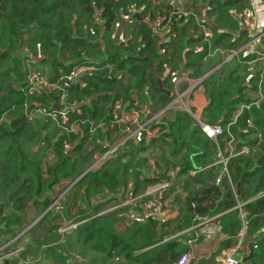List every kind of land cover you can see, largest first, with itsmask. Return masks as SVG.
<instances>
[{
  "label": "trees",
  "instance_id": "obj_1",
  "mask_svg": "<svg viewBox=\"0 0 264 264\" xmlns=\"http://www.w3.org/2000/svg\"><path fill=\"white\" fill-rule=\"evenodd\" d=\"M194 1L193 7H197L198 14L202 11V5L198 3H206L209 6L206 10V19L207 23L210 21L213 24L210 26L204 22L202 25L211 29L214 47L234 49L241 45L239 41L244 35L240 36L237 21L231 18L230 13L248 9V0ZM143 5L145 12H152L149 11L151 3H147L146 0H0V247L3 246L2 242L7 244L11 241L8 237L18 236V231L24 223H29V211H33L39 218L63 192H66L61 202L63 209L59 213H45L36 225L15 240V242H20L22 238L27 240L28 245L23 255L27 256L32 247L37 249L34 246V242H37L43 258L50 264H68L70 256L66 253L68 247L64 246L65 243H59L60 236L57 230L70 221L76 223L85 221L77 226L75 232L73 231L76 236L74 245L80 244L85 251L87 249L98 253L102 264L118 260L132 264L175 263L187 251V247L176 240V237L171 239L170 237L188 229L196 214L216 216L226 213L221 218L223 226L225 224L232 230L235 229L230 235L237 238L240 222L237 219V211L233 209L237 199H247L264 190V114L261 112V110L264 112V105L244 111L237 120L236 127L232 128L237 136L242 131L240 134L242 140L259 151L260 164L257 169L247 172L242 165L248 167L250 157L234 158L230 161L232 186L235 187L240 181L237 199L234 198L231 185L224 179L220 187L211 186L203 192L196 199L195 207L192 206L191 199L205 190L206 178L211 181L214 175L215 168L206 167L213 162L215 145L204 137L195 121L182 111H173L172 120L164 119L155 126L159 130L158 141L167 149L164 151L165 155L178 158L182 153L180 164L177 165V177L184 176L190 170L203 169L194 177H188L183 181L184 190L188 191L189 195L179 219L163 224L156 221L135 222L125 231L119 232L116 231V226L120 217H123L129 208L96 216L117 200V196L109 195H113L116 189L123 186L129 177L128 171L131 166L130 163L129 165L122 163V158L133 157L135 152L142 150L140 146L131 145L133 151L130 149L129 153H119L115 158L105 161L99 169L84 174L71 186L85 172V166L91 162L94 154L96 152L102 154L106 150L104 146H97L90 152L83 151L90 138L88 134L90 123H108L112 117V110L108 111V108L115 103H121L125 109L127 107V99L121 91L117 92L114 98L101 96L102 93H112L117 84L121 83L120 79L111 80L116 70L130 76L128 84L120 86L124 87L131 99H137L136 109L141 110L139 104L150 102L148 108L152 112L164 107L171 100L166 92L171 87L170 76H164L167 68L180 72L186 66V69L192 70V78H198L203 74L207 44L202 42L203 36L195 39L193 36H185L184 33L185 28H189L188 24L193 23L192 17L188 20L182 17L175 21L173 29L167 34L168 38L171 36L170 41L159 44L152 31L132 13L128 20L132 23L129 39L125 37L127 40L125 43H117L112 39V30L122 14L129 15L134 6L138 9ZM96 10L101 11V25L95 21ZM232 31L234 33H231ZM234 35L239 37L233 40ZM244 42L245 39L242 44ZM23 45L35 59H39V65L45 63L51 67L53 72L49 78L51 81L58 80L62 73L68 74L72 69L80 67L113 66V72L110 74L106 70L88 74L71 86L70 98L81 103V115L70 113V121L84 123L80 127L83 132L82 138L68 155L62 152V140L65 137L57 138L58 130L50 121L40 125L35 123L33 130L23 112L11 115L8 121L3 120L6 112L22 110L26 99V92L23 90L25 71L19 57V49ZM196 45L202 46V50L192 56V59L188 57L185 60L184 54L191 53H184L186 48ZM159 50H163V54ZM65 59L68 64L63 61ZM254 59L255 56H246L242 62L247 63ZM212 60L214 63L210 62V68L207 65L209 70L220 62L217 58ZM227 70L228 68L218 75L212 74L201 83L207 99V105L201 113V120L205 123L225 127L232 120L236 107L249 102L243 94L248 87L242 84L238 77L233 78L234 72ZM257 78L258 75L251 77L250 84L253 85L252 82ZM158 79L162 82V88L156 83ZM146 87L148 90H145ZM140 100L142 102L139 103ZM30 101L52 106L54 100L52 96H44ZM250 117L254 129L248 134L257 130L262 133L263 141L259 146H256V141L247 139L245 121ZM107 134L111 137L112 132L107 131ZM70 139H74V136L71 135ZM158 141L156 137L153 138L149 141V147H158ZM140 143L143 144L144 140ZM50 151L55 155L53 164L46 161ZM81 151L84 153L81 154ZM85 154L87 156L84 160ZM131 168L134 170L131 175V178H134L132 196H136L140 184L143 185L141 192L143 193L148 186L159 180L153 176L140 181L136 170ZM103 193L108 198L106 202L98 203L91 208H82V200H85L83 197L89 200ZM244 210L249 214L248 219L252 215L259 216L264 212V197L249 202ZM250 227L251 221L248 232ZM41 235L43 239L46 237L53 242L50 244L41 242L39 238ZM144 249L148 250L136 254ZM261 254L264 256V253Z\"/></svg>",
  "mask_w": 264,
  "mask_h": 264
},
{
  "label": "built area",
  "instance_id": "obj_2",
  "mask_svg": "<svg viewBox=\"0 0 264 264\" xmlns=\"http://www.w3.org/2000/svg\"><path fill=\"white\" fill-rule=\"evenodd\" d=\"M249 8L251 14L254 16L260 15L264 19V0H248ZM203 7V5H202ZM204 9V14L206 10ZM141 13L143 14L141 16ZM178 14L183 17H192L193 24L199 27L202 31L203 43L207 44L206 57L212 58L215 56L220 57V62L207 71L204 75L198 79H192L190 76L182 74V70L179 72L177 70L171 71L167 68L164 72V76H170L171 88L169 90V97L171 100L162 108L155 112H152L149 108L147 109H125L121 103H115L112 106V117L108 123L100 122L97 124L96 128L90 126L89 133H94L96 129H101L102 131L108 130L112 132L111 139L107 136V140L104 141L103 146L106 148L104 153L98 154L97 157L92 161V163L87 167L83 174L90 171L98 169L105 161L115 158L121 151L125 150L130 143H140L144 140V143H149L153 138L159 136V130L155 128L156 125L160 124L166 115L172 113L173 111H182L188 114L200 128L201 133L209 139L215 145V154L213 162L206 168H218V174L213 180V185L219 187L224 178H226L233 191L234 198L237 199L238 195L236 193L235 187L231 184V178L229 173V163L234 158H244L249 157L255 147L248 146L245 141L242 140L240 134L237 136L232 128L236 127L237 120L243 115L244 111H250L253 107H260L264 103V57L263 53L257 51V46L261 42L259 40L264 36V29H260L256 32H247L245 36V42L237 48L225 49L221 46L214 47L211 41V30L202 25L205 22L206 14L200 17L190 13L189 11L178 10L173 12H168L165 14L162 11L156 12H145V6H141L139 9L133 10L134 17H140L141 21L152 31V33L157 37L159 44L167 43V34L172 30L171 26L175 21L179 20L177 18ZM101 11L96 10L94 13L95 21L98 25H101L100 20ZM165 30V33L162 31ZM164 34V35H163ZM247 39V40H246ZM126 38L122 40L125 43ZM163 54V50H159ZM187 48L184 53L189 52ZM195 51L200 52L201 48H197ZM248 54L255 56L253 61L249 63L260 62L261 69L258 72V78L254 85H246L248 88L255 91L256 96L249 99V102L241 103L236 107V111L233 113V118L230 122L226 124L225 127L220 125H211L205 123L201 120L200 115L193 110L190 104V98L194 90L210 75L221 70L222 67L227 64L233 63L236 59H241L242 55ZM20 59L23 70L25 71L24 87L23 90L26 92L25 102H24V116L27 120H32L35 118L44 119L50 121L53 126L58 130L57 138L65 137L62 140V152L68 155L72 152L74 146H76L80 139L82 138L83 132L81 128H77L81 121H70V113L75 115H81V103L77 100H71L69 90L72 85L80 80L81 77L85 75H91L92 73H97L106 70L107 73L113 72V66L106 65L103 68L94 67H80L77 69H72L68 74H61L60 78L56 81H51L45 76V73L40 68L35 66L39 64V59H35L28 51V49L23 45L20 47ZM243 59V58H242ZM183 86H185L183 88ZM44 96H52L54 100L53 105H43L35 101H30L29 99L41 98ZM245 129L248 134L249 131L254 129L252 118H247L245 121ZM239 131V130H237ZM245 134V133H244ZM73 135L74 139H70ZM250 141H256L259 146L263 141L262 133L257 130V132L248 134ZM56 138V139H57ZM201 170H190L182 176L179 180L183 181L188 177H194ZM155 177L159 180L148 186L143 193L136 196L130 197L128 202H121L117 205L108 207L104 209L103 215L109 212L117 211L126 207H133L129 213L128 220L130 222H146V221H156L160 224L166 223L171 220L172 216L177 213V194H182L181 187L182 183L179 180L176 181V175L171 171L164 169L163 171H157ZM176 184L177 188L173 189V185ZM211 184V185H212ZM212 185V186H213ZM64 193L56 197L53 203L45 210L44 214L47 212L59 213L63 207L61 202L64 198ZM264 197V190L258 193L252 201ZM246 203L237 199L236 205L233 208L237 211V219L240 222L239 237L243 238V235L249 227L248 213L244 210ZM43 214V215H44ZM98 214L96 216H100ZM217 216L209 215H198L196 214L191 220V226L184 230V232H190L192 236L185 241L186 246L193 247L200 239V229L217 220ZM82 222H67L64 223L58 232L64 236L67 232H71L77 228ZM169 239V238H168ZM241 242H239L240 244ZM239 244L233 251L239 249ZM6 248L5 245L0 247V264L12 257L11 253H2V249ZM193 259L192 255L185 253L180 256V258L174 264H189ZM219 264H239V261L231 256L226 257Z\"/></svg>",
  "mask_w": 264,
  "mask_h": 264
},
{
  "label": "crops",
  "instance_id": "obj_3",
  "mask_svg": "<svg viewBox=\"0 0 264 264\" xmlns=\"http://www.w3.org/2000/svg\"><path fill=\"white\" fill-rule=\"evenodd\" d=\"M182 1H185L184 3L186 4V7H184V4H183V2L181 3V0H179V2H172V4L175 6L173 9L175 10H177V9H186L187 11H189L190 13H193V14H195V15H197L198 13H197V7H193V4H194V1L193 0H182ZM181 3V4H180ZM196 5V4H195ZM198 5H202L201 3H198ZM197 5V6H198ZM184 7V8H183ZM178 11V10H177ZM173 12V11H172ZM167 14V13H166ZM250 15H251V17H249L250 18V21L249 22H247V21H245L246 22V26H247V28H243V29H240V36L241 35H244L242 38H241V40L239 41V43L240 44H242V42H243V39H245V36H246V34H247V32H250L251 30H260V29H262L263 27H264V19L262 18V16H260V15H257V16H254L253 14H251L250 13ZM198 17H200V16H198ZM206 19V18H205ZM209 23H207V20H205V23L206 24H209L210 26H212V22H210V21H208ZM173 27H174V24H172V26H171V28L173 29ZM208 27V26H207ZM179 29L181 28V27H178ZM189 28H193V27H189ZM198 28L199 27H196V31H199L198 30ZM209 28V27H208ZM200 29V28H199ZM210 29V28H209ZM185 30H186V28H185ZM211 30V29H210ZM251 32H255V31H251ZM211 33H212V31H211ZM164 35V34H163ZM191 36H193V38H195V39H197L198 37L197 36H194V35H191ZM199 36H202V31H201V35H199ZM234 37V39L233 40H235L237 37H239V35H234L233 36ZM170 38H171V36L169 37V39H168V42L170 41ZM212 38H213V34L211 35V40H212ZM203 42V41H202ZM202 46H199V45H196V46H194V47H192V48H188L190 51L189 52H191V53H193L194 55H196V54H198L199 52L198 51H195L197 48H201ZM187 49V48H186ZM202 50V49H201ZM257 51L259 52V53H263V56H262V58L264 57V43H259L258 44V46H257ZM19 55H20V49H19ZM20 57V56H19ZM19 57H18V59H19ZM185 60H186V55L184 54V57H183ZM214 58H217V59H220V57H218V56H215V57H212V58H207L206 56L204 57V63H205V65L207 64H211V63H214V61L212 60V59H214ZM183 61L185 64H186V61ZM211 62V63H210ZM250 64V63H249ZM39 65V64H38ZM227 65H230V66H232V64H227ZM226 65V66H227ZM226 66H224V67H222L221 68V70H219L218 72H216V73H214L215 75H218V74H220L221 73V71H223V70H226L227 68H226ZM205 68H206V66H205ZM210 68V67H209ZM209 68H206L207 70L206 71H208L209 70ZM237 69V68H236ZM182 74H184V75H186V76H190L191 78H192V76L191 75H193V72H192V70H190V69H186V66L185 67H183L182 68ZM237 72L240 74L241 72L237 69ZM236 72V73H237ZM213 74V75H214ZM258 74V73H257ZM202 76V75H201ZM200 76V77H201ZM111 78H113V77H111ZM199 78V77H198ZM198 78H192V79H198ZM115 79V78H114ZM250 79V78H249ZM249 79H247V80H245L246 82H247V84H245V85H251L250 84V81H249ZM24 82V81H23ZM253 83V85L256 83V80H255V82H252ZM19 86V85H18ZM171 88V87H170ZM200 88H203L202 87V85L200 84L197 88H196V90H194V92H193V94L191 95V98H190V103H191V106H192V108H193V110L197 113V115H200V117H201V113H202V110L204 109V107L207 105V99H206V97H205V95H204V89H203V91L202 90H200ZM145 90H148V88L146 87L145 88ZM166 91H168L169 92V89L168 90H166ZM201 91V92H200ZM263 92H264V84H263ZM170 94V93H169ZM243 94L244 95H246V97H247V99L249 100V99H252V98H254L255 96H256V93H255V91H253V89H250V88H247L244 92H243ZM132 100H135L136 101V103L135 104H133V105H128L127 104V107H126V109L127 110H130V109H136V105H137V99H133L132 98ZM128 102V101H127ZM53 103H54V101H53ZM53 103H52V105H53ZM150 102H147V104H145V105H141V108L142 109H147L149 106H150ZM198 105H200V106H198ZM264 105V103H262V105H260V106H263ZM112 106L113 105H111V106H109V108H108V111L111 109L112 110ZM172 118H173V116H172V113H169V114H167L166 115V120H168V121H170V120H172ZM47 120H45L44 122H46ZM84 123V122H83ZM83 123H79L78 124V127L77 128H80L81 127V125L83 124ZM92 123H94V122H92ZM95 126H97V124H95ZM96 128V127H95ZM82 131V130H81ZM97 131H99L100 133H101V135H102V139H101V141H100V143L97 145V146H103V144H104V141H106L107 140V136H108V134H107V131L108 130H105V131H102L101 129H96L95 130V132L94 133H89L88 132V134H89V136L90 137H92ZM109 137V136H108ZM242 138V137H241ZM109 139H111V137H109ZM243 139V138H242ZM247 139L250 141V139H249V137H247ZM131 145H134L135 147H142V148H145V149H147V148H149V143H147V142H145V143H143V144H141V143H137V144H135V143H130L129 145H128V147L125 149V150H123V151H121L120 153H129L131 150L133 151V149H132V146ZM97 146H94V147H92V149L91 150H89L88 152H90V151H92V150H94V149H96V147ZM36 148V147H35ZM157 148V147H156ZM131 149V150H130ZM255 150H253L252 152H254ZM257 151V150H256ZM53 155V156H52ZM85 155H87V154H85ZM85 155L83 156V158L85 157ZM97 155H98V152H96L95 154H94V156L92 157V160H91V163H92V161L97 157ZM48 156H51V157H48ZM48 158H46V161L49 163V164H53L54 162H55V155H54V153L52 152V151H50L49 152V154H48ZM250 157V156H249ZM86 158V157H85ZM129 158V159H128ZM131 160H132V157L131 156H128V157H124V158H122V163H130L131 162ZM90 163V164H91ZM89 164V165H90ZM88 165V166H89ZM129 165V164H128ZM254 165V167H255V163L254 164H250L249 163V166L248 167H245L246 165H242V168L243 169H245L247 172H250V171H253L254 169H257V167H260V165H258V166H256L255 168L254 167H252ZM160 166H162V165H160ZM100 168V167H99ZM98 168V169H99ZM248 168V169H247ZM97 170V169H96ZM136 170V172H138L137 171V169H135ZM218 171H219V169L218 168H215V172H214V175H213V177H212V180L210 181L209 180V183H210V185L213 183V180H214V178H215V176L218 174ZM131 169L129 168V171H128V175H129V177H128V179L126 180V181H128V180H130V183H128L127 185H126V187H127V189L128 190H130V188H131V191H130V195H129V197H128V199H127V201H125V203L126 202H128L129 201V199H130V197L132 198L133 196H132V192H133V190H134V186H133V180H134V178L132 179L131 178ZM137 175H138V179L140 180V181H142L145 177H148V178H153V177H149V176H142L141 174H138L137 173ZM81 177V176H80ZM181 177H177V175H176V181L177 180H179ZM209 179V178H208ZM224 179H226V178H224ZM206 180H207V178H206ZM241 180V179H240ZM206 182V181H205ZM179 183H182V181H180L179 180ZM227 183H229V181L227 180ZM206 184V183H205ZM213 185V184H212ZM211 185V186H212ZM222 185V184H221ZM220 185V186H221ZM229 185H230V183H229ZM237 185V184H236ZM214 186V185H213ZM219 186V187H220ZM215 187V186H214ZM236 187V186H235ZM174 188H177V185L176 184H174L173 185V189ZM239 188H240V185H239ZM244 189H246L247 190V188L246 187H244ZM116 191H119V189H116ZM143 191V185L142 184H140L139 185V191L137 192V194L136 195H138L139 193H141ZM181 191H182V194H177V196H176V201H178V198L180 199V201H181V197H186V191L184 190V185H183V183H182V187H181ZM261 191H259L258 193H260ZM66 193V192H65ZM237 193V192H236ZM257 193V194H258ZM257 194H255L254 196H252V197H250V198H245V199H240V201H242V202H244V203H246V204H248L249 202H251L252 201V199L257 195ZM237 195H239V193H237ZM110 196H118L117 194H114L113 193V195L111 194V195H109V197ZM120 196V195H119ZM194 198V197H193ZM192 198V199H193ZM119 198L117 197V200L115 201V202H113L109 207H111V206H114V205H117L118 203H121L122 201H120V200H118ZM191 199V200H192ZM183 201L182 202H184V199H182ZM178 203V202H177ZM83 205L84 204H82L81 206H82V208L84 209V207H83ZM185 205V204H184ZM127 208H129L128 210L129 211H127L123 216L125 217V229L123 230V231H125L126 230V228H128L129 226H131L133 223H135V222H130L129 220H128V218H129V213L132 211V210H134V208L133 207H127ZM105 209V208H104ZM104 209H102L98 214H102L103 213V211H104ZM118 211V210H117ZM177 213H175L173 216H172V218H171V221H174V220H177V219H179V217L181 216V211H180V208H179V206L177 207ZM45 212V211H44ZM34 213V212H33ZM44 214V213H43ZM43 214L40 216V217H42L43 216ZM97 214V215H98ZM226 214V213H225ZM225 214H223V213H221V214H218V218H217V220H215V221H213V222H211V223H209V224H207V225H205V226H203L201 229H200V239L198 240V242L193 246V247H188V246H186V244H185V241L187 240V239H189L191 236H192V234L190 233V232H185V233H181V232H184V231H181V232H179V233H177V234H175V235H173V236H171L170 237V239L171 238H175L176 237V240H179L180 241V243L184 246V247H187V251L186 252H184V254L185 253H189V254H191L192 255V257H193V259L191 260V262L189 263V264H199V262L201 261V260H209L210 258H211V256H213L214 254H216L222 247L224 248V253H223V257H222V259H219V260H217V263L216 264H219L222 260H224L226 257H228V256H231V257H233V258H235V259H237L238 261H239V264H264V256L261 254V253H264V212L262 213V214H260L259 216H254V215H252V217H250V219H249V221H251V227H250V232H248V230L245 232V234L243 235V238L242 239H240V237H239V235H237V238H235L233 235H230V232L231 231H234V230H232L231 228H229V227H227L225 224H224V226H223V221L221 220V218L225 215ZM35 215H37V214H35ZM103 215V214H102ZM249 215V214H248ZM101 216V215H100ZM217 216V215H216ZM240 230V229H239ZM116 231H118L117 230V227H116ZM123 231H119V232H123ZM239 242H241L240 244H239ZM238 244H239V249L235 252V251H233L234 249H236V247L238 246ZM249 245L251 246V250H252V256H251V259H250V261L249 262H247V263H242V260L243 259H245V258H247V257H249V255H250V250H249ZM148 249H144V250H142V251H139V252H137L136 254H142V253H144V252H146ZM261 252V253H260ZM8 253V252H7ZM86 253L87 254H84V256L85 257H89L93 252H90V251H88L87 249H86ZM94 255H95V258L93 259V260H87V258H78V263L79 264H102V260H100V255L98 254V253H94ZM183 255V254H182ZM16 258H15V256L13 255L12 257H9L5 262H4V264H19V262L18 261H16L15 260ZM24 261H26L25 263H27V262H33V261H30V260H24ZM23 261V262H24ZM35 261V260H34ZM122 263L123 264H132V263H128V262H125L124 260L122 261ZM68 264H75L73 261L72 262H70V261H68ZM108 264H110V263H108ZM111 264H113V263H111ZM174 264V263H173Z\"/></svg>",
  "mask_w": 264,
  "mask_h": 264
},
{
  "label": "rangeland",
  "instance_id": "obj_4",
  "mask_svg": "<svg viewBox=\"0 0 264 264\" xmlns=\"http://www.w3.org/2000/svg\"><path fill=\"white\" fill-rule=\"evenodd\" d=\"M146 1H147V3H151L149 11H152L154 14H156V12H158V11H160V12L162 11L163 13L165 12V14H166L168 12L182 10V9H177V10L173 9L175 6L172 4V2H179V0H146ZM182 2L184 4V7H186V4L184 3L185 1L181 0V3ZM202 5H203V7H201L202 11H200V13L197 16H202L203 17V15L206 14V13L204 14V9L206 7L209 8V6H207L206 3H203ZM133 9L136 10L137 8L134 6V8H132V10ZM132 10L130 11L129 15H123L122 14L121 19L117 20L118 24L112 30V33H111L112 39H114L117 43L122 42V40L125 39V37L128 38V39L130 37V32L132 30V23H130L128 20H129L130 15L133 13ZM183 10L187 11L186 9H183ZM230 14L232 15L231 18L233 20L236 19L237 28H239V29L247 28L245 21L249 22L250 21L249 17H251L250 11L248 9H244L242 11H231ZM179 17L182 18L183 16L181 14H178L177 18L179 19ZM184 18L185 19L187 18V20H188V18H190V17H184ZM183 21L186 22L185 20H183ZM192 25H193V23L192 24H188V27H191ZM262 29H264V27ZM196 30L197 29H196V27L194 25H193V28H187L184 31L185 36L190 37L191 35H194V36L199 37V35H201V29L198 28L199 31H196ZM251 31H255L256 32V31H259V30L256 29V30H251ZM165 32H166L165 30L162 31V33H165ZM231 33H234V31H232ZM260 41H261V43H264V36L261 37L259 42ZM14 55L15 54H14V51H13V56ZM192 56H194V54L190 53V54L186 55V58L189 57L188 59H192ZM246 56H248V54H245V55L243 54L241 59L240 58L236 59L233 63H231L232 66H230V65L226 66V68H228V70H230L229 72H234L233 78H237L238 77L240 80H242V84H247V82L245 80H247V79H249L251 77L254 78L257 75V73L259 72V70L261 69V63L260 62H253V63H250V64H249V62H247V63L242 62V58H245ZM249 56H253V55H249ZM63 61L67 62L66 59L63 60ZM42 64L43 65H36L35 67L36 68H40L41 70H43L44 73H45V76L50 78L53 75L51 67L48 64H45V63H42ZM67 64H68V62H67ZM205 66L207 68V64ZM208 66L210 67V64H208ZM232 67H235V68H232ZM206 68H203V70H202L203 74L202 75H204L206 73V70H207ZM236 68L241 72L240 74L237 72ZM228 73L225 74V75L227 76ZM113 75H114L113 78L121 80V83L119 85H127L129 80H130V76L127 73H125V72H119V71L116 70V72H114ZM170 85H171V81H170ZM14 86L17 87L18 85H14ZM200 90L203 91V88H200ZM25 98H26V96H25ZM29 100H31V99H29ZM140 102H142V100H140L139 103ZM42 104L46 105V103H42ZM139 105L141 106V105H145V104H139ZM198 106H200V105H198ZM20 112H23V114H24V109L22 108V110H20V111L10 110V111H8V112H6L4 114L3 120L8 121L10 119L11 115L12 116L17 115ZM261 112H262V114H264V112L262 110H261ZM27 121H28L29 125L32 127V129L35 130V125H36L35 123L40 125V123H43L45 120L44 119L35 118V119H32V120H27ZM90 125L93 128L96 127L95 123H90ZM159 137L160 136H158L156 138V141H158ZM101 139H102V135H101V133L99 131H97L92 137H90L88 139V141L86 142V144L84 146V150L83 151L87 152V151L91 150L92 147L97 146L100 143ZM157 146H158L157 148L156 147H152V148L149 147L147 149L141 148L142 150L137 151V152L134 153V155L132 157V160L130 162V165H131L130 169L132 171L131 175H132V173L134 171V170H132L131 167H133L134 169H137V171H138L137 173L141 174L142 176L153 177V176H155V173L157 171L158 172L159 171H163L164 169H167V170L171 171L175 175L177 174V172H178V166L177 165L180 164L179 161H180V158L182 156V153L180 154L181 156L180 155L178 156V158H171L168 155H165L164 151H167V149H166V147H163V145L160 143V141H158ZM83 151H81L80 153L83 154L84 153ZM258 153H259V151H256V149H255V151L252 152L251 155H250V164H254L255 163V167L260 165L259 162H258V158H259ZM86 156L87 155H85V157ZM48 157H51V156H48ZM88 163L85 166L86 169H87L88 165L91 162L89 164ZM160 165H162V166H160ZM166 167H168V168H166ZM252 167H254V165ZM128 183H130V180L126 181L123 184V186L119 189V191H115L114 192V194L118 195L117 196L119 198L118 200H120L122 202L127 201L128 197L130 195L131 188H130V190H128L127 187H126V185ZM187 195H189L188 191H186V197H181V201L178 198V201H177L178 203H176L177 207L179 206L181 212L184 209V204H185V200L187 199ZM86 198L87 197H85V198L83 197V199H85V200H82V202L84 204L83 205L84 209L86 207L91 208V207L97 205L98 203L106 202L107 199H108L106 197L105 193L99 194V195H97L95 197L93 196L89 200H87ZM182 199H184V202H182L183 201ZM40 218L41 217H39V218L36 217L35 214L33 213V211H29V214H28L29 223H26V224L24 223L23 224L22 228L18 231V236H16L15 238L8 237V239L11 240L10 242H8L7 244L5 242L1 243V244H3V246L6 244L5 245L6 248L2 249L1 252L3 254L4 253H6V254L11 253L10 255H12V256L14 255L15 258H16L15 260L18 261L19 264H50L48 260L43 258V255L41 254V252L39 250L41 248L38 246L37 242L33 241L34 242V246H36L37 249L35 247H32L30 249V251H28L27 256L23 255V252L27 248V245H28L27 244V240L22 238L20 240V242H15V240L18 237H21L22 234L24 232H26V230H29L34 225H36L37 222L40 220ZM124 226H125V217L123 216V217H120V220H119V222H118L116 227H117L118 231H123L125 229ZM73 231L67 232L66 235L62 236L57 230V234L60 236L59 237V243H65L64 246L68 247L66 253L68 254V256L70 254V256H69L67 261H70V262L73 261L75 264H79L78 263V258L79 257L80 258L81 257L84 258L85 257L84 254H87V253L84 250V248L80 247V244L74 245V243L76 242V236H74V232L75 231L74 232ZM42 237H43V235H41L39 237L41 242H46V244H50V243L53 242L51 239H48L46 237L43 239ZM3 246H1V247H3ZM12 246H14V248H11ZM16 247H17V249H16ZM85 258H87V260H93L95 258V255H94V253H92L89 257H85ZM26 259L30 260V261H33V262L25 263L26 261H24V260H26ZM122 261L123 260H120V261L118 260V261H114L112 263L113 264H121Z\"/></svg>",
  "mask_w": 264,
  "mask_h": 264
},
{
  "label": "water",
  "instance_id": "obj_5",
  "mask_svg": "<svg viewBox=\"0 0 264 264\" xmlns=\"http://www.w3.org/2000/svg\"><path fill=\"white\" fill-rule=\"evenodd\" d=\"M138 18H139V20H141L140 17H138ZM111 80L116 81V79H114V78H111ZM156 83H157V85H158L159 88H162V82H161L160 79H158ZM119 91L123 92V94L125 95V97H126V99H127V101H128V105H129V106H130V105H133V104L136 103L135 100H132V99L128 96V93H127V91L124 89V87H123V86H120L119 84H117V88H116L112 93H110V94H109V93H102L101 96H110V97L114 98V97L116 96L117 92H119ZM166 92L168 93V96H169V92H168V91H166ZM99 95H100V94H99ZM83 159L85 160L86 158L84 157ZM83 175H84V174H82L81 177H79L76 181H74V183H72L71 186H73L74 184H76V183L82 178ZM205 183H206V188H205V190H203V191H201L200 193H198V194H197V195L191 200V204H192L193 207H195V201H196V199H197V198H198L203 192H205L206 190H208L209 188H211V185H210V183H209V179H208V178H207V180H206ZM239 185H240V181L237 183V185H236V187H235L237 193H239ZM249 250H250V255H249V257L243 259V260H242V263H247V262L250 261L251 256H252V250H251V246H250V245H249ZM223 253H224V248L222 247V248H221L216 254H214L213 256H211V258H210L209 260H201V261L199 262V264H216V263H217V260L222 259V257H223Z\"/></svg>",
  "mask_w": 264,
  "mask_h": 264
}]
</instances>
